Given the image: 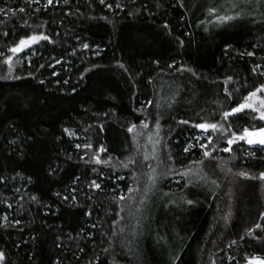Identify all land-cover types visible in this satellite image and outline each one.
Masks as SVG:
<instances>
[{
  "label": "trees",
  "instance_id": "16d2710c",
  "mask_svg": "<svg viewBox=\"0 0 264 264\" xmlns=\"http://www.w3.org/2000/svg\"><path fill=\"white\" fill-rule=\"evenodd\" d=\"M213 6L236 18L217 22ZM0 9V76L21 38L49 37L13 56L19 79H0V264L264 258V146L226 143L264 123L250 109L221 116L264 84V0H0ZM204 122L224 127H193Z\"/></svg>",
  "mask_w": 264,
  "mask_h": 264
},
{
  "label": "snow or ice",
  "instance_id": "6c2138e0",
  "mask_svg": "<svg viewBox=\"0 0 264 264\" xmlns=\"http://www.w3.org/2000/svg\"><path fill=\"white\" fill-rule=\"evenodd\" d=\"M105 2V0H100V3L103 4ZM49 3H51V0H49ZM236 4L233 3V7H235ZM108 7H111V5H108ZM117 7H120L119 4H117ZM4 9H0V12H3ZM21 12L24 11L23 8L20 9ZM208 13L209 15H215L216 16V21L219 23H226L228 21H231L233 19H235L236 17L234 16H230V15H219L217 13V8L215 6L213 7H209L208 8ZM129 15H131V13H129ZM239 15V13H237V16ZM164 28L168 27V24H165L163 26ZM5 35H7V33H5ZM41 40H49V37L43 34H39V35H31V36H27L26 38H21L19 40V42L17 44H15L14 46H12L11 48L8 49V51L10 53H12V55L5 57V59L3 60L4 64H7L9 66V72L6 73L4 76H0V79H19V77H13L11 75V67H12V58L14 55L20 53L23 49L25 48H29L32 44L37 43ZM182 43V41H181ZM85 48L88 47L87 44L84 45ZM0 55H3L2 53H0ZM247 55L251 56L253 55V53L249 52L247 53ZM120 67H124L122 64L119 65ZM172 65H169V67H171ZM257 68L259 67V65L256 66ZM188 71H191V69H187ZM253 71H255V69H253ZM228 80H231V77H228ZM227 91V90H226ZM257 93H264V84L260 85L259 87H256L255 90L248 92L247 96H245L243 98V102L237 104L236 106H233L230 108V110L228 111H223L221 113L222 119L223 120H228L230 117L238 114V113H242L244 112L245 109H250L252 112H255L258 114V117H253V118H258L261 121H264V97L258 96ZM229 98H230V94H229ZM258 103V107L256 106V104ZM180 123H184L187 124L188 121H180ZM193 127L201 129L205 132L212 130V131H217L218 129H223L224 125L219 124V123H210V122H204V123H199V124H195L193 125ZM133 128H135V125L131 126L128 131L131 132L133 130ZM65 132H68V129L64 130ZM197 139H199L197 137ZM209 144L205 145V144H200V148L204 149L203 151V156L205 158L210 157V152L208 151V147L209 145H211L212 142V137L208 136L207 137ZM236 140H243L246 141V143H248L249 145L252 144H259L261 146H264V128H258V129H252L250 130L248 127H245L242 131V133L237 134L235 132L232 133V136L229 137L226 141V143L230 146L233 143L236 142ZM77 148H80L81 145H77ZM83 147L85 148H92V144L88 143L83 145ZM189 147H192V145H189ZM225 152H229L231 151L230 147H225L222 149ZM98 152H103L106 151V149L101 146L98 150ZM185 151H188V148H185ZM92 159L96 162V163H100L101 161L97 158L96 155H93ZM145 159H147V157H145ZM106 163V162H105ZM133 163V161L131 159H129L126 163H124V167H127L128 164ZM196 163H200L199 161H197ZM239 176L241 177H245L248 179H256L257 177L255 176H250L247 172H240L238 173ZM260 180H264V171L259 173V177ZM122 179V177H121ZM151 179V178H150ZM215 183V182H213ZM91 185L94 188L99 189L100 185L97 184L95 181L91 182ZM129 192L132 191L131 188L128 189ZM33 200L36 199V197H32ZM121 199H123V197H121ZM186 203L188 204H192L193 201L192 200H187ZM261 218H264V212L260 213ZM256 228H261V225L259 223H257L255 225ZM252 232L251 228H249L247 230V233L250 235ZM243 239V237H241ZM232 243H235V241H233ZM6 259L5 257V253L3 251H0V262H3ZM247 264H264V258H259L256 256H252L251 258L247 259Z\"/></svg>",
  "mask_w": 264,
  "mask_h": 264
},
{
  "label": "rangeland",
  "instance_id": "374dc122",
  "mask_svg": "<svg viewBox=\"0 0 264 264\" xmlns=\"http://www.w3.org/2000/svg\"><path fill=\"white\" fill-rule=\"evenodd\" d=\"M26 49V48H25ZM257 95L258 96H261V95H259L258 93H257ZM256 106L258 107L259 105H258V103L256 104ZM258 115V114H257ZM263 123H264V121H263ZM261 128H264V124H263V127H261ZM258 129V128H257ZM245 264H247V262L245 263Z\"/></svg>",
  "mask_w": 264,
  "mask_h": 264
}]
</instances>
